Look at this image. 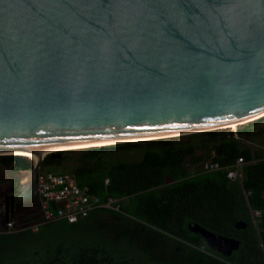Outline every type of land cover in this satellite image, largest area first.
Listing matches in <instances>:
<instances>
[{
	"label": "water",
	"instance_id": "95a60500",
	"mask_svg": "<svg viewBox=\"0 0 264 264\" xmlns=\"http://www.w3.org/2000/svg\"><path fill=\"white\" fill-rule=\"evenodd\" d=\"M263 114L264 0H0V153L35 156L19 190L27 176L35 194L42 160L64 149ZM189 227L223 255L239 248Z\"/></svg>",
	"mask_w": 264,
	"mask_h": 264
},
{
	"label": "trees",
	"instance_id": "16d2710c",
	"mask_svg": "<svg viewBox=\"0 0 264 264\" xmlns=\"http://www.w3.org/2000/svg\"><path fill=\"white\" fill-rule=\"evenodd\" d=\"M253 133L260 132L218 128L46 155L41 166L47 169L72 159L67 170L77 183L101 200L122 198L121 212L102 208L75 223L57 220L71 237L45 245L37 236L40 225L0 231V264H264V149L246 144ZM135 148L142 152L139 159L110 158ZM237 157L244 160L241 180L227 178L224 168L203 170L205 161L224 167ZM251 209L261 211L255 221ZM237 221L246 226L235 227ZM189 223L236 238L239 248L223 255Z\"/></svg>",
	"mask_w": 264,
	"mask_h": 264
},
{
	"label": "built area",
	"instance_id": "2783aa9c",
	"mask_svg": "<svg viewBox=\"0 0 264 264\" xmlns=\"http://www.w3.org/2000/svg\"><path fill=\"white\" fill-rule=\"evenodd\" d=\"M244 160L237 157L234 163L220 166L216 161H205L203 170H225L226 177L231 180H241ZM108 180L105 179V183ZM36 196L39 201V214L35 222L16 226L12 221L5 223L1 229L4 233L31 228L37 230L38 226L47 222L63 220L75 223L87 217L90 212L97 209H109L121 212V200L118 197H107L103 200L94 194L88 185H79L75 176L69 171L56 172L46 167L41 168L36 177ZM255 221L261 214L260 210H250Z\"/></svg>",
	"mask_w": 264,
	"mask_h": 264
},
{
	"label": "flooded vegetation",
	"instance_id": "af4514ba",
	"mask_svg": "<svg viewBox=\"0 0 264 264\" xmlns=\"http://www.w3.org/2000/svg\"><path fill=\"white\" fill-rule=\"evenodd\" d=\"M19 154L0 153V226L4 227L5 220L12 221L16 226L30 224L39 215L38 197L32 192L30 178L22 177L24 188L19 190L15 176L20 177L21 171L31 167H25L18 158ZM32 161L28 156H23ZM33 164V161H32ZM43 168L39 167L38 171ZM38 173V172H37ZM37 177V176H36ZM36 189V187H35ZM22 195L20 199L18 194Z\"/></svg>",
	"mask_w": 264,
	"mask_h": 264
},
{
	"label": "rangeland",
	"instance_id": "374dc122",
	"mask_svg": "<svg viewBox=\"0 0 264 264\" xmlns=\"http://www.w3.org/2000/svg\"><path fill=\"white\" fill-rule=\"evenodd\" d=\"M259 118H263L259 121ZM249 126L253 129V131H258L260 133H253L252 140L253 141H246V144L251 146L252 148H262L264 149V114L251 119L249 121H245L240 124L231 125L228 127H224L230 130H236L238 127ZM250 139V138H249ZM141 141V140H137ZM65 150V149H64ZM141 150L140 149H130V150H119L110 154V158L112 159H123V160H136L141 157ZM74 161L72 159H64L63 162L59 165L58 168H49L53 171H68L69 164H73ZM68 167V168H66ZM68 169V170H67ZM127 201V200H125ZM129 201V200H128ZM54 222V221H52ZM43 225V224H42ZM1 230V226H0ZM72 231L68 227H64L60 222L55 221L50 225H40V230L38 232V238L40 239V243H55L59 241H68L71 237ZM45 245V244H44Z\"/></svg>",
	"mask_w": 264,
	"mask_h": 264
},
{
	"label": "bare ground",
	"instance_id": "6f19581e",
	"mask_svg": "<svg viewBox=\"0 0 264 264\" xmlns=\"http://www.w3.org/2000/svg\"><path fill=\"white\" fill-rule=\"evenodd\" d=\"M58 149V148H57ZM57 149H55V150H57ZM50 150H54V149H50ZM50 150H47V151H50ZM46 151V152H47ZM26 156H28L29 158H31L32 159V161H34L35 160V156H33L32 154H26V153H24Z\"/></svg>",
	"mask_w": 264,
	"mask_h": 264
},
{
	"label": "crops",
	"instance_id": "0c3cea01",
	"mask_svg": "<svg viewBox=\"0 0 264 264\" xmlns=\"http://www.w3.org/2000/svg\"><path fill=\"white\" fill-rule=\"evenodd\" d=\"M2 229V228H1ZM1 231V230H0Z\"/></svg>",
	"mask_w": 264,
	"mask_h": 264
}]
</instances>
